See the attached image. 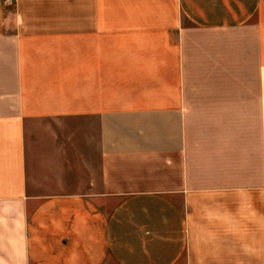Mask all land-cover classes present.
<instances>
[{
	"label": "crops",
	"instance_id": "crops-1",
	"mask_svg": "<svg viewBox=\"0 0 264 264\" xmlns=\"http://www.w3.org/2000/svg\"><path fill=\"white\" fill-rule=\"evenodd\" d=\"M0 264H264V0H0Z\"/></svg>",
	"mask_w": 264,
	"mask_h": 264
},
{
	"label": "rangeland",
	"instance_id": "rangeland-1",
	"mask_svg": "<svg viewBox=\"0 0 264 264\" xmlns=\"http://www.w3.org/2000/svg\"><path fill=\"white\" fill-rule=\"evenodd\" d=\"M81 126V125H80ZM80 126L76 125H68L67 126V133L68 135L71 134L72 136L74 134H78L80 132L79 128ZM82 132H89L90 133V125H83V128L81 130ZM71 142L69 141V144ZM91 155H96L95 149H89ZM71 154H74L75 156H71L76 160V150L72 147L71 148ZM100 166L96 167H81V168H68L69 170V179L72 181V183H81V181L85 182L86 188L83 187L82 190H86L87 192H92L94 188L92 187L93 179L98 176ZM79 185L72 186V191H77Z\"/></svg>",
	"mask_w": 264,
	"mask_h": 264
}]
</instances>
